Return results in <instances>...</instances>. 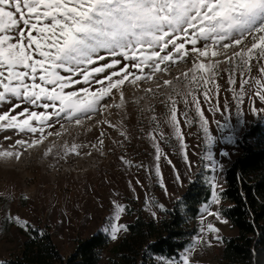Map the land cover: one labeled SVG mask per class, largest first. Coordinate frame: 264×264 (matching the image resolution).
<instances>
[{
	"label": "snow or ice",
	"instance_id": "obj_1",
	"mask_svg": "<svg viewBox=\"0 0 264 264\" xmlns=\"http://www.w3.org/2000/svg\"><path fill=\"white\" fill-rule=\"evenodd\" d=\"M193 54L191 75L183 73V86H173L172 94L161 101L168 109L165 122L172 129L189 171L192 165L177 118L176 97L183 101L185 110L181 115L188 126L193 123L190 106L194 107L209 145L215 137L209 130L200 96L209 112L221 111L217 83L221 64L228 65L223 69L229 73L228 86L236 84V73H240V91L229 88L233 99L242 102L244 86L249 85L254 89L253 98L264 102V0H0V130H14L15 134L30 137L16 139L7 148L0 146V158L19 160L23 151L42 143L48 136H60L61 132H46L57 124L67 130L66 125L83 126L85 121H93L97 116L110 115V109L123 107L126 82L151 80L157 72L167 71L171 64ZM219 55L224 56L222 61L208 59ZM253 61L260 66L261 78L244 79L246 72H252ZM172 85L173 81H164V86ZM117 93L120 103L109 104L107 99L115 100ZM228 107L225 103L224 109ZM147 110L154 108L150 106ZM252 112L257 114L258 110L253 108ZM156 120L155 115L150 117V122ZM96 123L115 127L106 116ZM215 123L221 131L232 127L219 120ZM155 131L148 138L155 149V172L160 186L164 187L159 161L161 157L167 160V154L159 141L165 136L160 131L157 139ZM120 135L128 138L124 131ZM104 137L105 131L101 130L100 148L104 146ZM226 141L236 143L235 131ZM113 143L122 146L120 141ZM54 147L45 155L52 153ZM87 147L96 149L97 145L64 144L62 153L64 157L69 153L80 155L79 150ZM229 154L219 153L225 157ZM204 158L213 160L210 153ZM124 163L131 164L128 160ZM176 181H180L179 173ZM211 187L212 203L218 204L215 193L218 185L214 179ZM113 204L114 219L119 220L126 209L116 201ZM204 212L219 219V214L209 211L208 205L204 206ZM9 219L25 229L36 230L19 217ZM101 230L116 240L118 233L127 231V226L109 223ZM201 232L217 233L218 229L208 223ZM203 239V236L196 238L178 260L164 257L160 260L163 264H191L192 252Z\"/></svg>",
	"mask_w": 264,
	"mask_h": 264
},
{
	"label": "rangeland",
	"instance_id": "obj_2",
	"mask_svg": "<svg viewBox=\"0 0 264 264\" xmlns=\"http://www.w3.org/2000/svg\"><path fill=\"white\" fill-rule=\"evenodd\" d=\"M193 56L194 54L183 61L178 60L175 64H171L167 71L157 72L151 80L141 79L136 84L126 82L123 107L110 109V115L105 113L97 116L93 121H85L83 126L66 125L67 130L61 129L57 124L54 129H46V132H61L60 136H48L42 143L23 151L19 160L0 158V261L17 253L25 238V228L9 217H19L21 221H27L32 225H47L60 252L68 255L74 248L76 237H85L108 226L109 223L125 225L133 219L138 210L147 217H159L163 210L183 192L188 180L199 168L210 170V183L215 180L218 185L215 193L219 198V191L224 184V169L239 153L237 144L228 143L226 137L233 135L235 131L237 139L251 123L258 120L264 122V111H259L264 109V102L253 98L254 89L249 85L244 86L245 95L242 102L233 99L229 88L240 91V73L239 71L236 73V84L228 86L226 81L229 73L223 71L228 65L221 64L220 77H217V83L220 85L221 111L209 112L208 105L200 96L201 108L209 121V130L215 137L214 142L209 145L199 126V118L195 114L194 107L190 106L189 116L193 119V123L188 126L181 115L185 110L183 101L180 97H176L177 118L184 133L188 162L192 165L189 171L179 144L172 135V129L165 122L168 119L166 115L168 109L161 101L168 94H172L173 86H183V73L191 75L189 70L193 66ZM208 59L222 61L224 56L219 55L214 58L209 56ZM208 59L204 62L207 63ZM164 67L165 65H161V68ZM259 67L253 61L252 72H246L243 78H261ZM145 72L147 73L148 69H145ZM177 77L180 78L179 81ZM165 80L173 81V85L164 86ZM148 89L151 91H146ZM113 91L115 93V90ZM107 102L120 103L119 94L115 95V100L108 98ZM225 103L229 106L227 110L224 109ZM150 106L154 111L147 110ZM253 108L258 110L257 114L252 112ZM153 115L157 120L150 122V117ZM105 116L115 125L114 128H109L107 124L96 123ZM217 120L221 123H229L232 127L221 131L215 123ZM154 129L156 131L153 134L157 139L160 131L165 136L164 140L159 141L161 149L167 154V160L161 157L159 161L164 187L160 186L155 172V149L148 138V134ZM101 130L105 131L103 148L98 144ZM121 131L127 134V139L120 135ZM5 136L12 139L5 140ZM20 138L30 137L15 134L14 130H0V146L4 148ZM113 141L122 142V146ZM73 143L96 144L97 148H82L79 150L80 155L69 153L64 157L62 146L67 144L70 147ZM53 145L55 147L52 153L45 155ZM221 151H228L230 154L227 157L221 156L219 155ZM57 152L60 155H57ZM89 152L91 155L87 154ZM209 153L213 157L212 161L204 158ZM124 160L130 161L131 164H125ZM168 160L172 163L169 164ZM141 164L143 167L136 166ZM177 173L180 175L179 182L176 181ZM213 198L212 189L208 202L200 206L197 232L192 236L189 244L200 236L204 239L192 252L191 264L216 263L223 247L222 236L236 233L230 221L219 212V203H212ZM113 201L120 203L126 209L119 220L114 219ZM160 205H163V208H160ZM205 205H208L209 211L218 213L219 219L207 215L204 212ZM127 209L132 210L133 213L129 215ZM153 212L156 213L155 216L152 215ZM208 223L218 229V232L202 233L201 228L206 227ZM123 233L124 231L118 233L117 239ZM117 239L112 240V245ZM184 249L172 259L178 260ZM108 255L109 249H106L103 252L102 262L106 261Z\"/></svg>",
	"mask_w": 264,
	"mask_h": 264
},
{
	"label": "trees",
	"instance_id": "obj_3",
	"mask_svg": "<svg viewBox=\"0 0 264 264\" xmlns=\"http://www.w3.org/2000/svg\"><path fill=\"white\" fill-rule=\"evenodd\" d=\"M236 144L239 153L224 169L218 205L236 233L222 236L216 263L201 264H264V122L251 123ZM211 193L210 170L199 168L159 217L138 210L113 245L106 233L97 230L76 237L73 250L64 255L47 225L36 224V230H24L20 250L0 264H163L160 257L175 258L190 243L200 206ZM106 249L109 255L102 262Z\"/></svg>",
	"mask_w": 264,
	"mask_h": 264
}]
</instances>
